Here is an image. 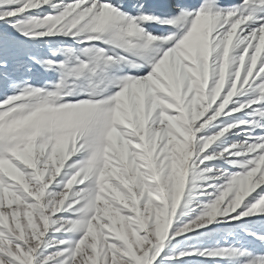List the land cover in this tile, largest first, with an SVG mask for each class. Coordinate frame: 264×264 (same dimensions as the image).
<instances>
[{
  "label": "snow or ice",
  "instance_id": "6c2138e0",
  "mask_svg": "<svg viewBox=\"0 0 264 264\" xmlns=\"http://www.w3.org/2000/svg\"><path fill=\"white\" fill-rule=\"evenodd\" d=\"M0 264H264V0H0Z\"/></svg>",
  "mask_w": 264,
  "mask_h": 264
}]
</instances>
